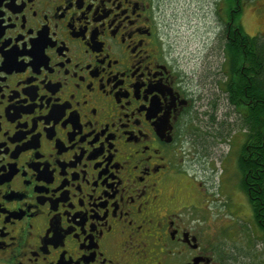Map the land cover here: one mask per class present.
Returning <instances> with one entry per match:
<instances>
[{
  "label": "flooded vegetation",
  "instance_id": "flooded-vegetation-1",
  "mask_svg": "<svg viewBox=\"0 0 264 264\" xmlns=\"http://www.w3.org/2000/svg\"><path fill=\"white\" fill-rule=\"evenodd\" d=\"M240 1L216 0L215 15L264 234V91ZM160 3L0 0V264H228L204 227L216 202L191 175L195 92Z\"/></svg>",
  "mask_w": 264,
  "mask_h": 264
},
{
  "label": "rangeland",
  "instance_id": "rangeland-1",
  "mask_svg": "<svg viewBox=\"0 0 264 264\" xmlns=\"http://www.w3.org/2000/svg\"><path fill=\"white\" fill-rule=\"evenodd\" d=\"M160 2L161 29L195 92L187 147L198 164L191 175L196 171L192 176L202 188L209 186L216 202L208 210L213 216L204 227L216 233L215 247L229 254L228 264H264V234L241 188L238 155L245 124L242 110L229 102L225 87L228 59L215 15L216 0ZM240 4L244 34L264 42V0H241Z\"/></svg>",
  "mask_w": 264,
  "mask_h": 264
},
{
  "label": "trees",
  "instance_id": "trees-1",
  "mask_svg": "<svg viewBox=\"0 0 264 264\" xmlns=\"http://www.w3.org/2000/svg\"><path fill=\"white\" fill-rule=\"evenodd\" d=\"M232 1V0H230ZM245 43H248L251 47L250 49H246V62L250 64V67L254 68V74L255 72H259L256 76H254L252 79L253 83V90L255 94L258 93L259 90L264 91V42L260 43L259 38L254 37H248L245 34ZM228 52L230 55V68L235 71H239V63L242 61L243 53L241 50V47H238L237 44L233 45L231 42L228 44ZM256 53V57H255ZM259 89V90H258ZM258 116L259 114L257 112H252L250 121L253 123L254 131H255V125H259L260 122H258ZM249 167L247 165L242 166L241 165V176L243 177V181L241 184V188L244 191L245 195L249 199V203L251 206V209L253 211V218L257 222L259 218V214H257L258 209H256V204L254 200V192L249 187V184L251 181V174L248 172ZM261 198L264 199V193L261 195Z\"/></svg>",
  "mask_w": 264,
  "mask_h": 264
}]
</instances>
